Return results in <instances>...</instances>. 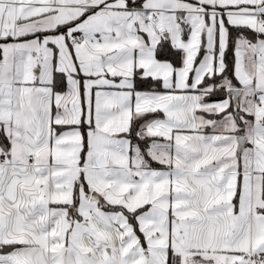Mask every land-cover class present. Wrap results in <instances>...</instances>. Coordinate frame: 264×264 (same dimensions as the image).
Segmentation results:
<instances>
[{
	"label": "snow or ice",
	"instance_id": "obj_1",
	"mask_svg": "<svg viewBox=\"0 0 264 264\" xmlns=\"http://www.w3.org/2000/svg\"><path fill=\"white\" fill-rule=\"evenodd\" d=\"M0 264H264V0H0Z\"/></svg>",
	"mask_w": 264,
	"mask_h": 264
},
{
	"label": "trees",
	"instance_id": "obj_2",
	"mask_svg": "<svg viewBox=\"0 0 264 264\" xmlns=\"http://www.w3.org/2000/svg\"><path fill=\"white\" fill-rule=\"evenodd\" d=\"M229 55H230V57H231V54H229ZM214 99H215V98H214ZM153 166H154V167H160L159 165H155V164H154Z\"/></svg>",
	"mask_w": 264,
	"mask_h": 264
}]
</instances>
